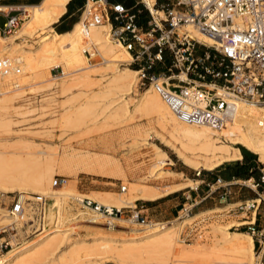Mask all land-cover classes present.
<instances>
[{
  "label": "built area",
  "instance_id": "1",
  "mask_svg": "<svg viewBox=\"0 0 264 264\" xmlns=\"http://www.w3.org/2000/svg\"><path fill=\"white\" fill-rule=\"evenodd\" d=\"M128 1L86 0L80 10V18L86 12L83 27L109 25V40L130 54L128 65L136 70L138 87L153 88L180 121L218 130L234 120L238 104L264 107V0H156L152 10L143 0L132 6L125 4ZM24 16L22 6H0V35H14ZM142 19H146L144 25ZM184 26L215 36L217 44L199 42ZM85 54L91 61L89 52ZM57 72L51 70L54 76ZM21 74L18 59L0 58V78L8 80L10 89L18 87ZM6 92L0 85V96ZM261 123L264 128V118ZM210 172H194L198 180L184 189L183 202L171 220L154 222L147 215L148 209L138 207L139 201L134 206L108 207L82 198L72 200L74 220L76 224L113 230L132 225L177 226L190 220L179 232L184 242L208 236L213 223L233 221L229 231H246L261 246L264 166H252L247 178L229 181L219 175L209 178L206 173ZM67 181L55 176L52 187L61 188ZM126 190L125 185L120 186L121 193ZM33 200V233L54 228L56 222L48 218L47 199L35 195ZM207 201L212 207H204ZM26 202L17 199L11 203L9 215L14 223L23 219ZM12 247L9 238L0 237L1 253Z\"/></svg>",
  "mask_w": 264,
  "mask_h": 264
},
{
  "label": "bare ground",
  "instance_id": "2",
  "mask_svg": "<svg viewBox=\"0 0 264 264\" xmlns=\"http://www.w3.org/2000/svg\"><path fill=\"white\" fill-rule=\"evenodd\" d=\"M69 1L42 0L36 6H22L25 11V19L20 30L17 34L15 33L17 36H13L15 37L13 39L10 36L11 40L7 39L6 44H3L4 38L0 35V58L3 56L10 58L16 54L18 56L16 59L20 62L22 69V74L17 79L18 87L16 89H10L8 80L0 78V85L5 86L7 89L4 95H8L9 92L12 94V92L20 89V87L22 89L25 85L28 86L31 81H34L33 83L37 82V77L41 73H45V70L48 71L61 66V75L63 77H60H62L61 85L63 88H72L81 83L88 84L87 81L91 78L99 81L106 79L105 83L114 87V90L119 94V98L122 99V102H125L126 99L133 95L134 88L137 86V73L127 67L130 61V54L126 48L109 40V25L102 24L89 29L83 27L81 21L85 17V12L69 31L60 35L54 34L52 25L64 15ZM155 1L143 0L151 10ZM1 8L5 7L1 6ZM44 30H51L53 37L48 40H37V48L34 51H26L21 47L23 42L34 41L36 35ZM184 30L191 37L206 45L217 44L215 36L203 34L191 26H184ZM17 40H19V44L16 43ZM89 47L97 50L96 52L102 56L103 61L106 63V68L103 71L101 70L102 72L98 68L99 72L90 68V60L87 56L85 57L86 54H83L85 49V52L88 51L90 54L93 48L88 50ZM107 70L110 71V74H108V78H105L103 73ZM48 72L50 73V71ZM81 74L83 75L77 76ZM33 83L31 84L33 85ZM31 84L30 87L32 86ZM14 93L12 94L14 96L11 95L10 98L3 99L1 97L0 102L10 103L12 107V97H16L15 95L18 96L23 92ZM91 108L88 105H82L78 109H75V107L74 109H64L60 119H58L60 125L65 129H73L76 125L74 128L76 130L78 123H81V121L83 123V119H86L93 124L89 126V128L93 129L94 124L97 126V118L100 111L96 113L95 108H92V111ZM124 109L119 108L118 110L127 112ZM132 110L134 112L146 111L154 114L155 121L162 130H159L161 132L159 137L161 141L183 164L196 171H211L224 163L239 160L238 146L255 154L258 161L264 166V128L261 123L264 118V107L262 106L238 104V112L234 120L227 124L226 127L218 130L206 126H191L180 121L151 87L137 95ZM28 113L29 111L25 113H19L17 110L13 111V115ZM7 117H3L4 120L2 119V121H5L6 124H1V126H10L13 123L11 116ZM83 124L81 125L84 126ZM79 125L78 127H81ZM37 135H40V133ZM18 138L19 141L17 143L7 142L8 144L0 145V192L21 193L22 199L19 198V200L23 203L25 197H29L27 193L47 196L50 201L58 198L56 206L53 205L52 201L48 209V218L50 220L53 218L56 226L51 229H44L33 240L13 250L11 248L8 250L9 252H4L6 254L0 260V264H46L47 261L53 264L54 260L58 264L75 263L98 256L101 251H107L117 260H145L147 264H169L168 261L170 260L175 261L173 264H252L254 259L253 237L248 232V234L236 231L231 232L227 226L212 228L214 239L205 245V251L196 252L190 248L188 249L184 241L180 239L179 232L190 220L177 226L169 225L163 229L149 232L142 238L124 241L120 244H116L111 240L101 241L96 239L72 242L71 244L69 243L64 252L61 250L63 253L60 254V251L59 256L55 255L53 260H49L53 256L54 251L58 249L57 242L65 240L67 235H69L66 234V231L71 226L67 227L66 224L73 225L74 222L72 221L75 219V214L71 213L70 207L72 205L70 207L67 206V200L71 199L73 194L63 190L61 191L65 193H60V190H53L51 187L53 173L59 169L64 175L69 177L80 171L86 175L108 178L112 176L118 165L105 158L77 152L71 148L69 149L71 151L62 158H56L55 153H52L53 150L31 153L28 149L33 144V141L29 137H23V135ZM18 144H22L23 149H18L16 147ZM152 151L153 159L149 165L150 175L157 171V177L164 175L178 176V174L173 172L164 171V167L171 163L165 152L156 147H152ZM43 154L48 155V158L43 160L36 157V155ZM180 189H183V184L172 186L169 189L163 188L157 191L147 189L139 190L138 192L141 200L156 201L166 194ZM75 198L84 199V197L76 195ZM91 200L108 207H127L133 204L123 197L112 200L91 197ZM25 217L26 212H24L22 221ZM10 219L12 218L7 212L0 210V225L11 226L14 223L13 219L11 220L12 222L6 224V221ZM0 231H5V228ZM194 241L200 242L197 238H194Z\"/></svg>",
  "mask_w": 264,
  "mask_h": 264
},
{
  "label": "rangeland",
  "instance_id": "3",
  "mask_svg": "<svg viewBox=\"0 0 264 264\" xmlns=\"http://www.w3.org/2000/svg\"><path fill=\"white\" fill-rule=\"evenodd\" d=\"M160 1L161 0H158V3ZM79 19L80 15L75 22L70 21L68 29L66 30H70L72 25L79 21ZM145 21L146 19H142L141 23L144 25ZM54 30L56 32L60 31L57 28ZM16 34L12 35L11 38H15L17 36ZM51 37H53V32L51 30H44L36 35V39H34V41L29 40L28 42H23L21 47L26 51H34L37 48V40H48ZM2 38L5 39H3V44H6V42L10 39V37L4 36H2ZM16 43L19 44V40H17ZM92 48L93 47H89L88 50H91ZM85 50L83 51L84 55ZM93 50L94 52H92ZM93 50L90 51L92 58L90 61L91 65L88 63L86 58L87 65L89 64L92 70L95 69L93 71L99 72L100 70V72H102L106 68V63L103 61L102 56L96 52L97 50L94 48ZM16 57L18 56L14 54L10 58L16 59ZM127 67L136 71L129 65ZM53 69H58L55 76V73H51L52 69L48 70L50 73L45 70V73L43 72L39 75V77H37V82H29L28 86L25 85L22 88L24 89L23 91H21V87L20 89L15 90L14 92H17L16 94H19L18 91L23 93L18 96L15 95L16 97H12V107L10 106V103L0 102V145L7 142L13 144L17 143L19 141L18 137L23 135V137H29L33 141V144L29 146L28 149L31 153L53 150L52 153H55L56 158H62L66 153L71 151L69 150L71 148L77 152L88 153L93 156L105 158L118 165V168L113 172L111 177L104 178L90 176L80 171H78L74 176L69 177L57 169L52 175V181L55 176H63L67 178L68 181L66 185L61 188H53L52 184L51 187L56 191L63 190L68 193L70 192V194H73L74 196H71L73 199L75 198V195L82 196L84 199L87 198L90 201H92L91 197H100L106 200L123 197L127 201L133 203L131 206H134V204L139 201L137 203L138 207L143 205L145 209H148L147 215L154 222L171 220L174 217L176 210L179 208V204L183 202L182 193L185 192L184 189L194 186V181L198 179L194 177V172L196 170L183 164L161 141V138H159L161 134L159 130L161 129L155 121L154 114L146 111L134 112L132 110L133 103L135 102L137 95L144 92V90L148 87H138L137 85L134 88L133 95L128 98L129 100L126 99L125 102H122V99L119 98V94L114 90V87L105 83L106 79L99 81L98 79L91 78L87 81L88 84L81 83L72 88H63L61 85V78L63 77L61 75V66ZM107 71L103 73L105 74V78H108V74H110V71ZM82 75L83 74L77 76L79 77ZM31 83H33V85ZM30 84L32 85L31 87ZM27 87H29V89H27ZM14 92H12V94ZM9 93L8 95L6 94L0 96V99L1 97L3 99L10 98L12 94L11 92ZM82 105H88L93 109L95 108L94 110H96V113L100 111L99 117L97 118V126L94 124L92 127L93 129H91L89 126L93 124L90 121L83 119V123L85 124H83L82 121L81 123L79 122L80 125L79 123L78 125L81 127H78L77 125L76 130L74 129L76 125L73 129L63 128L58 120L60 119L62 111L66 108L74 109L75 107V109H78ZM92 108L91 111L93 110ZM119 108H125L127 112L118 110ZM14 110H17L19 113H25L27 111H29V113L23 115H13ZM9 115L11 116L13 123L10 126H1V124H6L5 121H2L3 117H7ZM94 127H97V129ZM9 130H11V132H9ZM39 133L40 135H37ZM16 147L18 149H23L22 144H18ZM152 147H156L165 152L171 160V163L164 167V171L173 172L178 174V176L171 177L169 175H164L162 177H157V171H154L152 175L149 174V165L153 159ZM239 147L241 146H238V148ZM244 150L246 156L245 160L242 158L240 161L224 163L222 166L211 170L210 174L206 173V175H208L209 178L214 177V175L223 177L222 173L230 171L233 175H242L244 177L250 167H256V165L262 166V164L258 162L256 155L248 152L246 149ZM36 157L45 160V158H48V155H36ZM200 171L207 172V170ZM254 174L257 175V172H254ZM179 184H183V189L166 194L164 197L156 201L141 200L139 197V190L152 189L157 191L158 189L163 188L169 189L170 187L177 186ZM121 185H125L127 187V190L123 193L120 191ZM190 194L193 196L192 192H190ZM248 194L249 196H252L251 193L248 192ZM21 195V193L0 192V210L7 212L9 215L11 203L19 198L22 199ZM35 195L39 194L27 193V196L29 197H25V201L28 202L24 205L26 209V217L23 221L21 220L20 222L13 223L11 226L5 224L0 225V230L5 228V231H0V237L4 236L11 240L13 244L11 250L20 247L30 240H33L41 232L39 231L37 233H33L34 229L30 227V215H32L31 206L34 202L33 196ZM44 197L49 202L48 204L53 201V205L56 206L58 198L50 201L47 196ZM71 199H68L69 201L67 200V206L69 207L72 205L71 203L73 199ZM208 202L209 201H207V203ZM70 208L71 213L74 215L72 212L74 205ZM11 220L12 219L6 221V224L14 221ZM72 222L74 223L71 227L69 223L66 224L67 227H70V229L67 228L68 231H66V234L69 235H67L65 240L57 242L58 249L54 251L53 256H51L49 260H53L55 255L59 256V252L61 250L64 252L69 246V243L71 244L72 242L96 239L101 241L111 240L116 244H120L124 241L142 238L149 232L167 227L160 224L142 228L137 225H132L126 229L113 230L107 229L103 226L76 224L75 220ZM232 223L233 221H229L226 224L213 223L209 226L208 236L195 237L200 242L194 241L193 238L192 241L184 242V244L192 251H205V245L214 239L212 228L216 226L230 227L228 225H231ZM236 232L247 233L246 231ZM16 243L19 244L16 245ZM253 245L254 259L252 264H264V240H262L261 246H258L257 242ZM62 251L60 254L63 253ZM4 252H0V260L6 254ZM54 261L55 262H53V264H58L56 263V260ZM174 262V260L168 261L169 264H173ZM46 264L52 263H48L47 261ZM67 264H147V262L145 260L137 261L133 259L117 260L107 251H101L98 256H93L89 259Z\"/></svg>",
  "mask_w": 264,
  "mask_h": 264
},
{
  "label": "crops",
  "instance_id": "4",
  "mask_svg": "<svg viewBox=\"0 0 264 264\" xmlns=\"http://www.w3.org/2000/svg\"><path fill=\"white\" fill-rule=\"evenodd\" d=\"M85 1L86 0H70L68 2V4L66 5L64 15L56 23H54L52 25V30L56 35H58V34L60 35L62 33H57L54 30L55 28L59 29L62 32L64 30L68 29L70 21L75 22L77 20L78 16L80 15V10L82 9ZM118 1H121V0H110V2H118ZM41 2H42V0H0V6H3V7H5V6H12V7L36 6V5H39ZM135 2H136L135 0H130V1L126 2L125 4L128 6H132ZM73 25H72V27H73ZM53 26H54V28H53ZM63 33H65V32H63ZM238 150H239V154H240V159L237 161H240L243 157H242V154H241V151L239 148H238ZM234 162H236V161H234ZM216 172H219V171H216ZM222 175H223L222 178L226 181H229L231 178L243 179V178H239V177L233 175L230 171L224 172V173H222ZM204 207L210 208V207H212V203H210V202L206 203Z\"/></svg>",
  "mask_w": 264,
  "mask_h": 264
},
{
  "label": "trees",
  "instance_id": "5",
  "mask_svg": "<svg viewBox=\"0 0 264 264\" xmlns=\"http://www.w3.org/2000/svg\"><path fill=\"white\" fill-rule=\"evenodd\" d=\"M66 31L67 30H64L62 32L61 31H57V33H63V32H66ZM239 149L241 151V154H242L243 159L245 160L246 159L245 150L243 149V147H239ZM235 176H237L239 178H247L249 176V174H248V171H247V173H246V175L244 177L242 175H235Z\"/></svg>",
  "mask_w": 264,
  "mask_h": 264
}]
</instances>
